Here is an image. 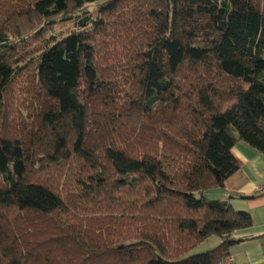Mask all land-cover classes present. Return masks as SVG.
<instances>
[{"label":"trees","instance_id":"16d2710c","mask_svg":"<svg viewBox=\"0 0 264 264\" xmlns=\"http://www.w3.org/2000/svg\"><path fill=\"white\" fill-rule=\"evenodd\" d=\"M238 141L264 0H0V264H231L252 216L204 192Z\"/></svg>","mask_w":264,"mask_h":264},{"label":"crops","instance_id":"0c3cea01","mask_svg":"<svg viewBox=\"0 0 264 264\" xmlns=\"http://www.w3.org/2000/svg\"><path fill=\"white\" fill-rule=\"evenodd\" d=\"M238 168L225 179L222 188L209 189L204 195L210 199L229 198L236 210L251 214L253 224L250 228L234 233L242 241L230 248L231 264H261L264 262V195L254 198H239L233 194L251 195L264 187V155L243 141L231 148ZM214 239V238H212Z\"/></svg>","mask_w":264,"mask_h":264},{"label":"rangeland","instance_id":"374dc122","mask_svg":"<svg viewBox=\"0 0 264 264\" xmlns=\"http://www.w3.org/2000/svg\"><path fill=\"white\" fill-rule=\"evenodd\" d=\"M65 28V27H64ZM63 28V29H64ZM60 30V28H58ZM214 238V239H212ZM217 237H211L202 241L195 249L194 252H200L212 248L217 243Z\"/></svg>","mask_w":264,"mask_h":264},{"label":"built area","instance_id":"2783aa9c","mask_svg":"<svg viewBox=\"0 0 264 264\" xmlns=\"http://www.w3.org/2000/svg\"><path fill=\"white\" fill-rule=\"evenodd\" d=\"M221 264H230V258L225 259Z\"/></svg>","mask_w":264,"mask_h":264}]
</instances>
